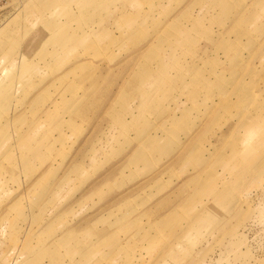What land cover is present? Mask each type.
<instances>
[{
	"label": "rangeland",
	"instance_id": "obj_1",
	"mask_svg": "<svg viewBox=\"0 0 264 264\" xmlns=\"http://www.w3.org/2000/svg\"><path fill=\"white\" fill-rule=\"evenodd\" d=\"M1 114L0 264H264V0L13 2Z\"/></svg>",
	"mask_w": 264,
	"mask_h": 264
},
{
	"label": "crops",
	"instance_id": "obj_2",
	"mask_svg": "<svg viewBox=\"0 0 264 264\" xmlns=\"http://www.w3.org/2000/svg\"><path fill=\"white\" fill-rule=\"evenodd\" d=\"M7 114H1V116H0V146L2 145V143H3V140H4V138H5V135H6V133H7V126H8V123H6V124H4V121L7 119ZM7 122H8V119H7ZM141 147H138L132 154H131V156H129V158L127 159V162H126V164H128V166H131V165H136V164H140V163H142V162H139V163H132V158H134V156H135V154L137 153V152H139V151H141L143 154H145L146 156H147V159L149 158L148 157V151H149V149L148 148H146V146H142V145H140ZM33 148H34V151H33V155H32V158L34 159V157L38 154L37 152H35V146L33 145L32 146ZM24 160H25V157H24ZM26 161H28V160H25V162ZM29 161H30V159H29ZM28 163V162H27ZM143 164V163H142ZM79 166H78V172H80L81 170H82V167H81V165L80 164H78ZM94 165H96L95 163H94ZM151 169V168H150ZM150 169H147L146 171H148V170H150ZM77 172V173H78ZM72 173H75V172H73V167L71 168V170L69 171V173L65 176V180L67 181V180H69L70 179V176L69 175H71ZM154 180H156L155 178H154ZM157 185V187L158 188H160V187H162L163 186V184H160V183H158V184H156V182H151V183H149V184H147V185ZM146 185V186H147ZM154 185V186H155ZM96 191V190H95ZM97 191H99L100 193H101V190H100V188L97 190ZM128 206H130V204H128V203H123L122 205H120V207L122 208V210L121 211H119V213H118V215L116 216V220H115V223H118V224H120V225H127V226H129V225H133L132 227H139L140 225L139 224H137V219H134V220H130L129 222H127L126 220L129 218V214H130V207L128 208ZM205 206H206V204H205ZM132 210V209H131ZM164 217H167V215H160L159 216V220H161L162 218H164ZM100 220H104V218H101ZM158 222V220H156L155 222H152L151 224H150V229L149 230H147V228H146V226H142V227H139V228H137L135 231L136 232H142L143 231V233H150V230H151V228H154L158 233H159V230H158V228H156L155 227V224ZM161 233V232H160ZM64 234L69 238H71V239H73V233H72V231H68V232H65L64 231ZM164 234H165V231H164V233L162 234L163 236H164ZM103 239V238H102ZM104 241H108L109 240V242L108 243H110V242H112V241H114V236L113 235H109V236H107V237H105L104 239H103ZM102 241V240H101ZM103 242V241H102ZM69 243V242H68ZM68 243L66 244V246H68ZM73 245V244H72ZM114 245V244H113ZM82 247H83V245H82ZM98 247V244H94V245H92L89 249L90 250H95L96 248ZM75 248H76V244H75ZM85 249V248H84ZM92 252H94V251H89V252H86V254H91V256H92Z\"/></svg>",
	"mask_w": 264,
	"mask_h": 264
},
{
	"label": "built area",
	"instance_id": "obj_3",
	"mask_svg": "<svg viewBox=\"0 0 264 264\" xmlns=\"http://www.w3.org/2000/svg\"><path fill=\"white\" fill-rule=\"evenodd\" d=\"M17 2L19 0H0V9H4L7 6H9V4L13 3V2Z\"/></svg>",
	"mask_w": 264,
	"mask_h": 264
},
{
	"label": "bare ground",
	"instance_id": "obj_4",
	"mask_svg": "<svg viewBox=\"0 0 264 264\" xmlns=\"http://www.w3.org/2000/svg\"><path fill=\"white\" fill-rule=\"evenodd\" d=\"M15 2H16V1H15ZM15 2H14V3H15ZM20 2H21V1H20Z\"/></svg>",
	"mask_w": 264,
	"mask_h": 264
}]
</instances>
